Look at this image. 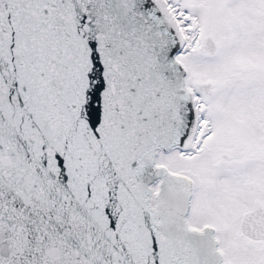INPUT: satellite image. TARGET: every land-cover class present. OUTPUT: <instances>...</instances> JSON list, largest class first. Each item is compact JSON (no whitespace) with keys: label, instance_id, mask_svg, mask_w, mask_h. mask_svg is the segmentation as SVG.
Returning a JSON list of instances; mask_svg holds the SVG:
<instances>
[{"label":"snow or ice","instance_id":"snow-or-ice-1","mask_svg":"<svg viewBox=\"0 0 264 264\" xmlns=\"http://www.w3.org/2000/svg\"><path fill=\"white\" fill-rule=\"evenodd\" d=\"M0 264H264V0H0Z\"/></svg>","mask_w":264,"mask_h":264}]
</instances>
